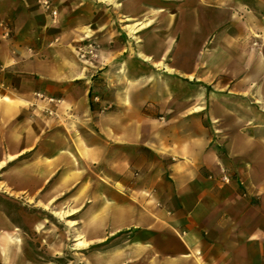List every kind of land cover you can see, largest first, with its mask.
Here are the masks:
<instances>
[{
	"label": "crops",
	"instance_id": "0c3cea01",
	"mask_svg": "<svg viewBox=\"0 0 264 264\" xmlns=\"http://www.w3.org/2000/svg\"><path fill=\"white\" fill-rule=\"evenodd\" d=\"M38 1L0 0V264H264V0Z\"/></svg>",
	"mask_w": 264,
	"mask_h": 264
},
{
	"label": "rangeland",
	"instance_id": "374dc122",
	"mask_svg": "<svg viewBox=\"0 0 264 264\" xmlns=\"http://www.w3.org/2000/svg\"><path fill=\"white\" fill-rule=\"evenodd\" d=\"M39 5L42 7L41 10H44L46 12V14L52 16L53 18H55L57 15H58V11L57 9L54 7L52 1L50 0V3H51V7L52 9L56 10V14H52L51 11H47L45 9V7L43 6V3H42V0H39L38 1ZM2 201V200H1ZM30 234V233H28ZM32 236V235H31ZM32 238V237H31ZM44 249H42V251H36L37 253L36 254H41L44 258L50 260L52 257L48 254H45L44 252ZM73 252H75L70 246L68 247H65L62 251V254H61V258L59 259V261H61L63 264H77V263H72V257H73ZM77 252V251H76ZM85 252V250H81L80 251V259L82 260L83 258V253ZM77 257V256H76ZM79 264H83V262H80Z\"/></svg>",
	"mask_w": 264,
	"mask_h": 264
},
{
	"label": "built area",
	"instance_id": "2783aa9c",
	"mask_svg": "<svg viewBox=\"0 0 264 264\" xmlns=\"http://www.w3.org/2000/svg\"><path fill=\"white\" fill-rule=\"evenodd\" d=\"M43 6L47 11H51L52 14H56V10L52 9L50 0H42ZM223 179L228 181V177L224 176Z\"/></svg>",
	"mask_w": 264,
	"mask_h": 264
}]
</instances>
